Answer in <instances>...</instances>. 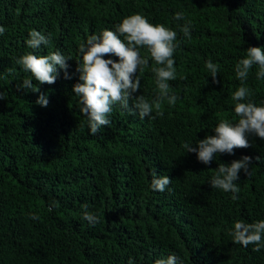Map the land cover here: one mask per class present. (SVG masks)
Instances as JSON below:
<instances>
[{
  "label": "trees",
  "instance_id": "trees-1",
  "mask_svg": "<svg viewBox=\"0 0 264 264\" xmlns=\"http://www.w3.org/2000/svg\"><path fill=\"white\" fill-rule=\"evenodd\" d=\"M179 10L185 18L176 21ZM133 12L176 28L177 78L169 83L180 99L165 102L164 114L153 112V119L116 104L111 124L92 134L72 92L79 44ZM188 20L191 37L179 30ZM0 25L6 26L0 35V264H153L170 251L184 264H264V249L235 242L229 231L235 219L264 218V139L250 136L249 146L219 153L207 165L183 147L235 116L234 64L247 47L264 45V0H0ZM32 29L50 37L39 54L60 48L72 57L70 78L60 70L53 84L39 85L48 94L46 107L35 103L38 92L17 87L30 77L16 58L31 51ZM141 55H149L146 46ZM208 59L221 65L215 82ZM149 63L138 72L134 95L151 99L157 89L155 62ZM255 71L246 83L259 102L264 81ZM242 155L252 161L248 175L240 172V199L233 201L208 181L219 164ZM153 171L170 177L164 192L149 187ZM84 210L100 222L90 225Z\"/></svg>",
  "mask_w": 264,
  "mask_h": 264
},
{
  "label": "clouds",
  "instance_id": "clouds-1",
  "mask_svg": "<svg viewBox=\"0 0 264 264\" xmlns=\"http://www.w3.org/2000/svg\"><path fill=\"white\" fill-rule=\"evenodd\" d=\"M185 18V11L174 13L176 21ZM192 21L179 26L185 37H191ZM6 31V26L0 25V35ZM177 30L165 23H154L141 12H133L124 16L114 28L105 27L99 33L87 36L79 44L81 61H78V80L72 85V92L79 98V110L87 117V125L92 134H96L102 126L111 124V114L116 104L127 109L130 114H138L140 119L162 116V105H175L180 99L177 92L172 91L171 80L177 78L175 51L179 47ZM50 37L44 32L32 29L26 45L31 51H26L16 58V64L25 72L30 73L17 87L23 91L38 92L35 103L46 107L49 103L46 91H40L39 85L47 82L53 84L64 71L65 78H70L67 71L71 60L70 55L56 48L48 54H39L41 46H48ZM146 46L149 55H141V47ZM109 54V55H105ZM155 62L151 66L157 91L149 99L143 94L134 95L141 87L143 72L150 67L149 59ZM256 67L255 78L264 81V45L249 46L246 54L234 64V72L240 84L231 91V101L235 116L221 118L213 128L214 134H206L197 141H185L184 149L195 153L203 164H210L219 153H234L236 148L247 147L250 136L264 139V100H256L253 90L247 85L250 71ZM205 68L215 82L221 68L219 62L212 59L205 61ZM33 79L38 81L33 83ZM4 93L0 92V99ZM134 103L130 106V99ZM252 157L242 155L230 163H221L217 171L209 179V184L216 189L231 193L233 201L239 200L240 187L238 183L240 172L249 174ZM171 183L168 175L153 171L149 187L153 191L164 192ZM54 204L49 206V210ZM87 209V206H84ZM81 215L90 225L100 222L101 217L96 212L84 210ZM232 239L247 247L251 244L256 251L264 249V218L253 222L235 219L229 228ZM153 264H184L176 251H170L167 256L154 260Z\"/></svg>",
  "mask_w": 264,
  "mask_h": 264
},
{
  "label": "rangeland",
  "instance_id": "rangeland-1",
  "mask_svg": "<svg viewBox=\"0 0 264 264\" xmlns=\"http://www.w3.org/2000/svg\"><path fill=\"white\" fill-rule=\"evenodd\" d=\"M67 229H70L71 231H73L74 234H78V232H82V230H80V229L73 230L68 225H66L65 230H67Z\"/></svg>",
  "mask_w": 264,
  "mask_h": 264
}]
</instances>
